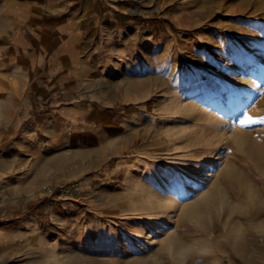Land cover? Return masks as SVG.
Listing matches in <instances>:
<instances>
[{
	"label": "rangeland",
	"instance_id": "374dc122",
	"mask_svg": "<svg viewBox=\"0 0 264 264\" xmlns=\"http://www.w3.org/2000/svg\"><path fill=\"white\" fill-rule=\"evenodd\" d=\"M152 8L148 42L113 75L117 102L99 110L102 164L16 189L7 152L28 121L0 127V264H264V0ZM47 182L80 192L27 196Z\"/></svg>",
	"mask_w": 264,
	"mask_h": 264
},
{
	"label": "crops",
	"instance_id": "0c3cea01",
	"mask_svg": "<svg viewBox=\"0 0 264 264\" xmlns=\"http://www.w3.org/2000/svg\"><path fill=\"white\" fill-rule=\"evenodd\" d=\"M155 3L0 0V127L28 121L25 134L7 152L13 153L9 171L16 189L86 176L102 164L113 142L99 110L117 102L113 75L118 63L131 61L126 49L148 42L150 22L159 17ZM131 94L125 92L123 100H131ZM5 170L0 168V177ZM121 170L115 168L114 174ZM132 172L127 171L118 196L132 191Z\"/></svg>",
	"mask_w": 264,
	"mask_h": 264
},
{
	"label": "built area",
	"instance_id": "2783aa9c",
	"mask_svg": "<svg viewBox=\"0 0 264 264\" xmlns=\"http://www.w3.org/2000/svg\"><path fill=\"white\" fill-rule=\"evenodd\" d=\"M80 192L78 182H47L29 192L27 196L40 197L46 193H55L60 196L75 197Z\"/></svg>",
	"mask_w": 264,
	"mask_h": 264
},
{
	"label": "snow or ice",
	"instance_id": "6c2138e0",
	"mask_svg": "<svg viewBox=\"0 0 264 264\" xmlns=\"http://www.w3.org/2000/svg\"><path fill=\"white\" fill-rule=\"evenodd\" d=\"M242 117L240 120H239V123L241 125H244V124H247V123H250L252 122L248 117H247V114L246 113H243L242 114ZM261 122H264V118H262V121Z\"/></svg>",
	"mask_w": 264,
	"mask_h": 264
},
{
	"label": "bare ground",
	"instance_id": "6f19581e",
	"mask_svg": "<svg viewBox=\"0 0 264 264\" xmlns=\"http://www.w3.org/2000/svg\"><path fill=\"white\" fill-rule=\"evenodd\" d=\"M262 50H264V49H262ZM149 264V263H148Z\"/></svg>",
	"mask_w": 264,
	"mask_h": 264
}]
</instances>
